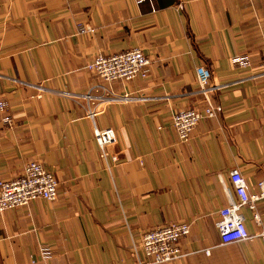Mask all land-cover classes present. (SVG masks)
I'll list each match as a JSON object with an SVG mask.
<instances>
[{"label":"crops","instance_id":"1","mask_svg":"<svg viewBox=\"0 0 264 264\" xmlns=\"http://www.w3.org/2000/svg\"><path fill=\"white\" fill-rule=\"evenodd\" d=\"M133 47L148 77L105 94L148 100L80 96L101 82L93 56ZM200 66L216 114L182 142L171 118L204 106ZM0 100V179L40 161L58 180L54 200L0 212V264H134L145 231L179 221L185 255L161 264H264V200L247 206L264 179V0H0ZM94 127L115 132L104 158Z\"/></svg>","mask_w":264,"mask_h":264},{"label":"built area","instance_id":"2","mask_svg":"<svg viewBox=\"0 0 264 264\" xmlns=\"http://www.w3.org/2000/svg\"><path fill=\"white\" fill-rule=\"evenodd\" d=\"M141 3L144 0H136ZM91 28L86 25H79L78 32H87ZM246 55L237 57V60H245ZM150 59L140 47H133L128 50L119 51L113 54H96L88 61L85 67L92 72L100 83L93 85L90 91L101 89V93L93 94L90 91L80 95L85 99H96L103 102L120 101L128 102L133 100L146 101L149 97L123 93L114 95L105 94V84L113 81H127L135 77L147 78L149 75ZM197 81L201 93L204 95V106L201 109L187 108L178 110L171 118L172 128L179 141H187L191 137V132L197 122L203 117H213L216 114V107L211 102L209 93L221 88V85L209 84V69L200 66L196 68ZM39 90H43L40 85H34ZM98 88V89H97ZM65 96H77L68 91H61ZM6 102L0 100V111L4 112ZM93 110H88L90 115ZM5 122L11 118L8 115L3 117ZM93 137L97 144L99 155L106 156L107 145L115 142V132L112 128L99 129L94 127ZM257 190L251 192L247 197V206L254 210L256 204L264 200V179L257 182ZM58 180L47 170L40 161H30L26 163L22 173L13 179H0V212L7 209L23 206L34 199L54 200L57 197ZM254 218L258 220V215L254 213ZM190 231V223L185 221L168 222L145 231L140 239L139 248L141 256L134 264H161L175 262L181 259L185 253L180 247V239ZM264 240V234L261 235ZM40 256L47 258L50 252L46 248L40 249Z\"/></svg>","mask_w":264,"mask_h":264}]
</instances>
